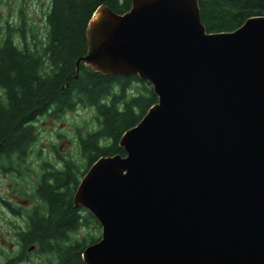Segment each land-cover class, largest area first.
Returning a JSON list of instances; mask_svg holds the SVG:
<instances>
[{
	"label": "water",
	"instance_id": "obj_1",
	"mask_svg": "<svg viewBox=\"0 0 264 264\" xmlns=\"http://www.w3.org/2000/svg\"><path fill=\"white\" fill-rule=\"evenodd\" d=\"M86 39L77 72L138 76L158 102L74 194L102 229L84 264H264V16L208 33L198 0H132Z\"/></svg>",
	"mask_w": 264,
	"mask_h": 264
},
{
	"label": "trees",
	"instance_id": "obj_2",
	"mask_svg": "<svg viewBox=\"0 0 264 264\" xmlns=\"http://www.w3.org/2000/svg\"><path fill=\"white\" fill-rule=\"evenodd\" d=\"M198 1L208 33L234 32L249 18L264 16V0ZM100 6L124 15L132 0H52L45 13V36L32 31L35 43L27 46L15 40L17 35L26 38L23 25L0 29V84L7 90L0 109L1 169L10 172L14 162L28 158L38 142L34 126L41 118L59 119L85 107L95 111L98 122L95 131L80 137L86 164L68 166L64 174L46 169L34 187L32 198L42 201L45 211L39 212L41 217L31 215L21 239L22 252L38 246V253L58 264H84V249L100 241L89 232L73 241L63 236L66 226L73 237L87 227L101 232L89 211L74 207L80 181L101 157L126 155L119 145L123 134L158 102L152 86L138 76H103L82 62L77 72V62L88 53L87 25Z\"/></svg>",
	"mask_w": 264,
	"mask_h": 264
},
{
	"label": "flooded vegetation",
	"instance_id": "obj_3",
	"mask_svg": "<svg viewBox=\"0 0 264 264\" xmlns=\"http://www.w3.org/2000/svg\"><path fill=\"white\" fill-rule=\"evenodd\" d=\"M52 0H0V7H6L10 12L8 14L9 18L4 19V25L2 26L0 24V29H4L7 26L11 27L14 24L24 26L26 30V35L24 38L23 35H17L15 37L16 41H19L21 43H25L26 46L28 43L34 44L35 43V35H32L31 32L34 31L38 34L39 37L42 36V33L40 32V26L42 23H46V17L45 13L47 8L49 7ZM14 3H19L20 8H15L13 6ZM32 7L36 10V14L34 12V15L30 18H28L25 14L28 12L29 8ZM3 13V12H0ZM25 16L27 18H25ZM1 17V14H0ZM18 20V21H17ZM16 21V23H14ZM30 21V22H29ZM14 25V26H15ZM29 58V57H28ZM37 59H40V57H36ZM37 68H40V60L38 61ZM44 70L43 72H45ZM48 71V70H47ZM7 90L0 84V109L3 106L4 100L6 98ZM68 114V113H67ZM65 116V115H64ZM63 116V117H64ZM48 120L55 118L47 117ZM46 118H41L35 123L36 133L37 137H39L40 132V122H42ZM98 127V126H97ZM96 128L91 129L87 131L85 134H82L81 132L78 134V140L76 139L75 142H77L79 147V155L76 159H80L84 162H87L86 157L83 154L82 146L80 144V137H86L90 132L95 131ZM80 131V129H79ZM56 136L59 138L57 140H61L62 142L71 143L72 141L68 139V137L61 133H56ZM63 147V145H62ZM50 148V147H48ZM57 148V147H55ZM43 149L45 150V147H42V149L37 152V158L34 160L31 158V155L26 158L23 163L14 162V166H12V170L9 172H5L3 169L0 168V173H4L5 176L12 175V176H20L25 175L26 179H31V185H28L30 188L28 191H25V195H27L26 200L19 199V196L17 195L16 191H13L11 194V199H5L0 197V204L2 207L6 208L7 215H10L13 218L17 219V222L20 220L23 224L17 225L16 223L13 224V227H15L16 231V237L20 240L19 246L17 248V251H6L2 250L0 251V264H33L30 261V256L27 253V251H34L36 250L38 252V246H34V249L32 250H26L22 252V246H21V239L23 238L24 233L26 232L28 222L30 221L31 215H37V217H41L42 215L39 214V212L45 211L44 203L40 200L33 199L32 196L35 193V185L40 184V179L46 174V169L50 170L51 174H64L66 170L69 167H72L73 169L77 168V161H75V158H69L67 155L60 154L59 150L55 151V154L53 155L52 159L55 160V162L52 161L51 158L43 160ZM14 172V173H13ZM31 190V191H30ZM36 200V201H35ZM16 202H20V204H16ZM74 204V203H73ZM75 207V206H74ZM38 213V214H37ZM69 228L66 226L65 230L63 231L64 235L67 239L69 238L70 241L74 239L72 233H69ZM102 231V229H101ZM75 234V233H74ZM71 243V242H70ZM40 254V253H39ZM41 255V254H40ZM43 257H48V259L45 258L40 264H58L57 262L52 260V257L41 255ZM15 260V262H14Z\"/></svg>",
	"mask_w": 264,
	"mask_h": 264
},
{
	"label": "rangeland",
	"instance_id": "obj_4",
	"mask_svg": "<svg viewBox=\"0 0 264 264\" xmlns=\"http://www.w3.org/2000/svg\"><path fill=\"white\" fill-rule=\"evenodd\" d=\"M13 6L17 9L20 8L19 3H14ZM36 10V8L33 9L32 7H30L25 15L30 18L34 15V12L36 14ZM0 12H3L0 13V24L3 26V20L9 18L8 14L10 11L6 9V7H0ZM26 16L25 18H27ZM14 23H16V21H14ZM45 30L46 23L44 22L40 26V32L42 33L43 37L46 33ZM94 112L95 111L92 108L78 107L62 118H55L54 120L52 119V121L48 120V118L44 119L42 122H40L41 129L39 132L38 142L31 151V158H33L34 160L38 159L37 152H39L42 147H45V150L43 149V160L49 158L52 159L53 155L55 154V151L59 150L60 154H68L69 158H75L74 160L77 161L78 166L81 168L84 164H86V162L80 159H76L79 155V147L75 140H78V134L80 132L82 134H85L87 131L94 129L98 126V122L96 121ZM56 133L66 135L68 139L72 142L61 143V140H57L59 138L56 136ZM52 161L55 162L54 159H52ZM20 176H12L11 174L5 176L4 173H0L1 198H5L8 200L11 199V194L13 191H16L17 195L19 196V199H21L22 201L28 198L27 195H25V191H28L30 189L28 185H30V187L32 188L30 182L31 179H26L24 175V180H21ZM16 204H20V202H16ZM14 223H16L17 225L23 224L20 220L17 222L16 218L7 215L6 208L2 207L0 204V251H17L20 240L16 237V229L15 227H13ZM87 232L101 237V232L99 233L97 230L95 231L93 228L87 227L86 229L83 228L76 235H74V239H82L84 237V234ZM27 253L29 254L30 261L33 264H40L43 260H45V258L48 259V257L41 256L36 250L27 251Z\"/></svg>",
	"mask_w": 264,
	"mask_h": 264
}]
</instances>
